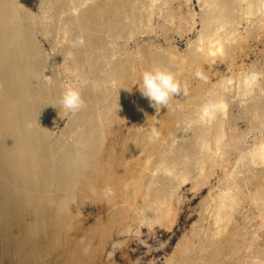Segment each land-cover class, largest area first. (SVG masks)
I'll return each instance as SVG.
<instances>
[{
  "label": "bare ground",
  "instance_id": "6f19581e",
  "mask_svg": "<svg viewBox=\"0 0 264 264\" xmlns=\"http://www.w3.org/2000/svg\"><path fill=\"white\" fill-rule=\"evenodd\" d=\"M41 1L54 3L56 8L78 3V0ZM141 1L145 3L146 0H89L75 15L68 14L63 20L70 41L57 53L56 60L64 63L73 79L78 81L73 86L80 90L85 104L79 112L69 115L59 103L64 89L56 86L39 89L28 82L37 81L42 66L48 64L42 62L25 26L10 19L16 7L0 0V97H3L0 102V236L13 235L17 226L26 227L28 236L39 231L46 234L48 242L36 254L38 262L52 250L51 243L59 251L60 239L66 236H61L63 228L74 226L66 225V219L74 205L85 203H81L85 197L90 205L97 206L99 202L101 206L103 217L98 220L95 216L94 222L98 225L90 226L89 236L104 243L101 247H107L110 257L123 243L119 238L129 232V225L148 220L143 217L151 215L156 205L160 206L162 217L167 215L172 194L178 190V181L196 180L206 162L215 164L208 146L221 147L225 134L223 102H215L223 99L220 85H213L206 92L212 101L216 99L207 106H200L201 117L178 149L170 143V135L177 131L169 124L167 113L162 107L156 111L142 94L133 110L135 116L127 120L129 133L126 137L117 138L114 133H121L124 128L112 130V124L119 122L127 110L129 86L124 83L132 79L131 73L135 75L133 78L137 75L129 59H107L106 45L109 46L110 39L114 42V54L125 53L126 45L118 50L117 46L121 40L129 43L139 33L138 5ZM244 1L252 13L264 6V0ZM240 2L209 0L202 20L205 32L201 40L215 37V34L208 36L216 28L238 24L242 12ZM217 33L216 42L220 47L228 33L221 36ZM195 52L188 60L192 66H200L205 59ZM153 67L170 71L161 60L155 59L151 65L143 67L142 72ZM191 98L194 104L201 105L202 92ZM262 100L263 97L257 101V119L264 117ZM151 112H155L154 117ZM66 116L67 123L61 135L50 144L56 137L59 122ZM207 119L211 123L209 126L202 123ZM153 127L160 136L150 141ZM201 142L204 150L199 147ZM257 152L253 158L260 162L264 147ZM53 154L58 162L47 159ZM259 171L257 169L251 179L255 185L251 202L261 221L258 227H264V175ZM107 187L110 191L105 192ZM245 198L249 197H244L241 187L237 186L233 194L230 189V193L222 192L213 200L211 208L207 206L210 209L204 213L210 223L206 241L203 240L205 235L203 241H198L195 235L190 248L179 244L178 248L183 250L178 264H264V248L257 246L263 245L264 240L259 239L260 243L258 238H249L248 213L241 210ZM6 229H9L8 234ZM74 232L71 234L76 242L62 259L65 257V264L92 263L96 256L91 249L99 245L93 242L79 245L76 237L80 231Z\"/></svg>",
  "mask_w": 264,
  "mask_h": 264
},
{
  "label": "rangeland",
  "instance_id": "374dc122",
  "mask_svg": "<svg viewBox=\"0 0 264 264\" xmlns=\"http://www.w3.org/2000/svg\"><path fill=\"white\" fill-rule=\"evenodd\" d=\"M208 1L146 0L145 3L141 1L138 5L139 33L129 43L121 40L117 46L118 50L126 45L125 53L114 54L112 47L114 42L110 39L107 41L109 46L106 45V48L107 59H129V65L135 68L133 69L137 75L133 78L135 75L131 73L132 79L124 83L129 86L126 95L127 110L124 112L125 115H121L119 122L113 123L114 126L112 124V130L115 127L116 129L124 128L121 133L114 132L117 138L126 137L129 133L127 120L135 116L133 110L141 96L139 88L142 82V69L151 65L155 59L161 60L175 74L179 83V93L170 99L167 107H162V110L167 113L169 124L177 131L169 138L175 149L187 140L194 123L201 117L200 109L216 99L212 101L210 94L206 92L213 85L221 86L222 94L220 95L223 99L220 101L218 98L215 102H223V111H225L222 113L225 120L223 134H225L221 140V147L208 146L215 164L212 163L211 166L206 162V167H203L205 170H202L201 176L196 180L193 178L185 182L178 181V190L172 194L174 196L170 199L167 215L161 216L159 205H156L157 209L153 208L151 215L144 216L147 214L145 212L143 218L148 220L141 219L139 223L129 225V232L119 238L123 240L118 248L120 250H115L110 257L107 247H101L104 243H100L98 238L94 240L89 236L90 226L98 225L94 222L95 216L99 220L103 215L99 202L97 206L90 205L88 198L85 197L81 202L85 203L79 204L78 207L74 205V210L71 209L66 219V225L74 226L72 229L63 228L61 236H66L60 239L59 251L51 243L52 250L45 253L47 257L41 258L38 262L36 254L48 242V237L46 234H40V231L33 236H28L26 227L17 226L13 235L0 236V264H65V257L62 259V256H65L67 250L76 242L74 235L71 234L74 228L75 232L80 231L76 237L79 245L89 242L99 245V247H91L96 258L90 264H178V261L182 259L183 250L178 248L179 244H183L187 249L191 247L192 242L195 241L193 238L197 235L198 241L205 235L204 240L208 235L207 229L210 227L204 213L211 208L212 201L222 192L230 193L231 189L233 194L237 186L241 187L244 197H249L245 198L246 202L241 204L242 213H248V230L251 231L250 233L253 232L251 235H256L250 236L248 232L249 238L255 237V240L258 238L257 241L260 243L262 239L264 240V227H261L262 225L258 227L261 221L259 217L257 219L256 207L251 202L255 191V185L251 180L254 172L259 169V173L264 175L262 172L264 156L260 162L253 158L258 153L257 150L264 147V117L257 119V115L255 116L257 101L262 97L264 101V6L252 13L247 8V1L240 0L242 12H240L241 19L238 24L232 27L216 28L208 36L215 34V37L207 40L202 37L203 40H201L200 37L205 32L202 20L205 18ZM88 2L89 0H78V3L56 8V4L48 1L6 0L5 5L16 7L10 19H15L20 25L22 23L25 26L24 30L32 35L30 37L42 62L48 64L47 67L42 66V73L37 81L28 80L32 86L37 85L39 89L55 86L64 89L67 85L78 84L65 64L56 59L57 53L64 50L70 41L66 37L63 20L65 21L68 14L75 15L79 8L84 7ZM217 32L219 36L229 34L221 40L224 49L222 46L219 47L220 43L216 42ZM193 52L205 59L200 66H192L193 63L188 60V56ZM203 88L204 91H201ZM200 92L203 99L201 105H196L191 97ZM2 98L0 97V102L3 101ZM188 103L190 105H187ZM153 113L155 112H151V115L154 117ZM67 117L59 122L55 133L56 139H52L50 144L61 135L60 132L66 126ZM205 120L202 123L209 126L210 121ZM199 147L205 149L202 142ZM47 159L58 162L54 154ZM155 174L159 175L156 171ZM108 187L105 192L110 191ZM80 206L81 209L77 213ZM207 206L210 208L208 209ZM77 226H81L79 230H76ZM259 228H262V231ZM6 231L8 234L9 229ZM261 245L257 246L264 248V244Z\"/></svg>",
  "mask_w": 264,
  "mask_h": 264
},
{
  "label": "clouds",
  "instance_id": "9594fccd",
  "mask_svg": "<svg viewBox=\"0 0 264 264\" xmlns=\"http://www.w3.org/2000/svg\"><path fill=\"white\" fill-rule=\"evenodd\" d=\"M79 43H83L82 40ZM75 46V44L73 45ZM71 55V54H69ZM141 87L139 88L142 96L150 102L156 109L167 107L170 99L179 93V83L174 73L160 67L147 69L141 74ZM60 106L65 112L75 114L85 107L84 100L78 88L67 85L61 93ZM207 115V110H205ZM159 131L153 127L150 130V141L159 139Z\"/></svg>",
  "mask_w": 264,
  "mask_h": 264
}]
</instances>
